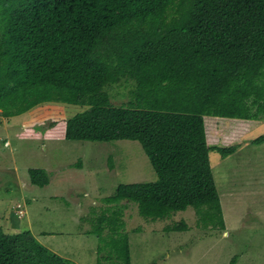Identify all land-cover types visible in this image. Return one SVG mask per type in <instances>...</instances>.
<instances>
[{
  "label": "trees",
  "instance_id": "16d2710c",
  "mask_svg": "<svg viewBox=\"0 0 264 264\" xmlns=\"http://www.w3.org/2000/svg\"><path fill=\"white\" fill-rule=\"evenodd\" d=\"M123 81L135 87L117 114L173 115L196 127L180 133L164 119L157 135L139 141L157 180L119 185L104 202L135 203L153 221L193 207L207 223L220 218L224 230L210 153L227 159L239 146H210L204 123L264 116V0H0V116L44 104L83 106L67 121L66 139L109 142L99 126L115 108L109 90ZM252 144H264V136ZM29 177L34 186L49 184L43 169ZM106 215L94 228L99 239L105 225L111 232L98 264H132L121 213ZM186 229L183 222L167 228ZM0 264L72 263L30 231L0 228Z\"/></svg>",
  "mask_w": 264,
  "mask_h": 264
},
{
  "label": "rangeland",
  "instance_id": "374dc122",
  "mask_svg": "<svg viewBox=\"0 0 264 264\" xmlns=\"http://www.w3.org/2000/svg\"><path fill=\"white\" fill-rule=\"evenodd\" d=\"M134 87L123 81L109 90L114 111L109 122L97 125L107 130L109 142L66 139L67 121L84 112L83 106L44 104L18 117L0 116V228L9 233L30 231L72 264H98L108 255L105 243L111 232L105 225L99 239L95 225L101 215L118 210L132 264H230L235 256L236 264H264V144H252L264 136V116L219 123L215 117L205 118L210 146H239L227 159L210 153L224 204V230L220 218L207 223L193 207L153 221L140 216L135 203L104 202L119 185L157 180L139 141L157 135L164 119L171 126L174 120L180 133L192 134L196 127L173 115L138 110L117 114L120 107L129 106ZM30 169L45 170L49 184L34 186ZM21 208L24 216L19 218ZM181 222L186 230H167Z\"/></svg>",
  "mask_w": 264,
  "mask_h": 264
},
{
  "label": "built area",
  "instance_id": "2783aa9c",
  "mask_svg": "<svg viewBox=\"0 0 264 264\" xmlns=\"http://www.w3.org/2000/svg\"><path fill=\"white\" fill-rule=\"evenodd\" d=\"M8 145V144H7ZM19 215V216H18ZM17 216L19 217V218H22L23 216H24V210L21 208L20 209V212H18V214H17Z\"/></svg>",
  "mask_w": 264,
  "mask_h": 264
},
{
  "label": "crops",
  "instance_id": "0c3cea01",
  "mask_svg": "<svg viewBox=\"0 0 264 264\" xmlns=\"http://www.w3.org/2000/svg\"><path fill=\"white\" fill-rule=\"evenodd\" d=\"M216 122H218V123H219V122H220V120H217V119H216ZM206 128H208V127L206 126ZM227 197H228V196H227ZM220 199H221V196H220ZM221 203L223 204V201H222V200H221ZM223 207H224V204H223Z\"/></svg>",
  "mask_w": 264,
  "mask_h": 264
},
{
  "label": "clouds",
  "instance_id": "9594fccd",
  "mask_svg": "<svg viewBox=\"0 0 264 264\" xmlns=\"http://www.w3.org/2000/svg\"><path fill=\"white\" fill-rule=\"evenodd\" d=\"M5 146H8L7 144Z\"/></svg>",
  "mask_w": 264,
  "mask_h": 264
}]
</instances>
